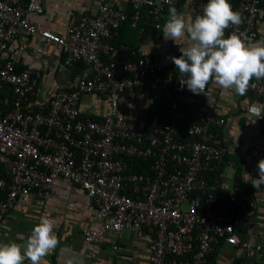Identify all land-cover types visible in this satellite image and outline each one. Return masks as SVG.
I'll return each mask as SVG.
<instances>
[{
	"label": "built area",
	"instance_id": "2783aa9c",
	"mask_svg": "<svg viewBox=\"0 0 264 264\" xmlns=\"http://www.w3.org/2000/svg\"><path fill=\"white\" fill-rule=\"evenodd\" d=\"M130 1L133 26L147 4L160 28L165 7L183 0ZM43 11V0H0V100L10 106L0 114V228L21 196L46 198L63 179L82 189L104 218L98 227H82L87 242L146 230V264H208L222 241L241 250L244 262L264 264V242L253 233L260 199L237 202L236 186L226 185V169L234 165L222 134L226 118L209 108H184L204 94L179 83L171 57L180 50L114 58L113 41L129 18L117 0L69 22L63 35L30 18ZM235 11L243 23L225 36L234 32L245 43L256 42L264 0H239ZM22 31L53 42L67 68L85 65L41 101L33 99L40 70L33 63L19 69L5 56ZM8 86L12 93L3 95ZM249 90L264 99V79L253 78ZM84 95L106 101L102 117L82 111ZM162 112L167 120L151 122L148 115Z\"/></svg>",
	"mask_w": 264,
	"mask_h": 264
},
{
	"label": "crops",
	"instance_id": "0c3cea01",
	"mask_svg": "<svg viewBox=\"0 0 264 264\" xmlns=\"http://www.w3.org/2000/svg\"><path fill=\"white\" fill-rule=\"evenodd\" d=\"M103 1L105 0H43L44 11L41 14H31L30 18L63 35L69 22L76 21L84 13H96ZM205 4L206 0H183L174 7L189 21L197 14H202V6ZM117 5L126 10L129 0H117ZM169 8L162 13L163 25L159 30L143 35L142 30L126 28L122 34L121 47L126 49L130 48L132 43L136 44V50L143 55L166 54L174 49L187 47L190 43L187 38L177 41L176 44L173 40H165L163 37L162 30L169 17ZM257 30L259 35L256 42L264 41V19L258 21ZM5 56L13 58L18 66L25 67L28 63H33L40 70L41 79L33 98L35 101L48 98L75 74L73 69L63 65V56L58 47L39 34L22 31L10 44ZM203 97V109H213L226 118L222 134L229 147V159L234 161V165L226 169V185L235 187L236 177L239 175L248 191L260 199L253 233L256 239L264 242V185L256 189L251 184V178H259L258 161L264 159V118L255 121V117H252L250 120L247 112L250 104L264 106V99L252 96L250 90L245 96H239L234 90H223L211 82ZM80 106L84 113L100 118L107 108V103L97 95H84ZM121 111L124 112L125 109L122 108ZM41 217L54 221V231L59 240L57 247L42 259L41 264L147 262L150 234L146 230H125L121 234L110 232L102 242L85 241L82 227H98L104 218L82 189L63 179L55 181L50 195L46 198L27 195L17 200L15 207L5 216L1 225L0 244H26ZM242 261V251L222 241L216 244L208 264H261L256 258ZM23 264L31 262L25 260Z\"/></svg>",
	"mask_w": 264,
	"mask_h": 264
},
{
	"label": "clouds",
	"instance_id": "9594fccd",
	"mask_svg": "<svg viewBox=\"0 0 264 264\" xmlns=\"http://www.w3.org/2000/svg\"><path fill=\"white\" fill-rule=\"evenodd\" d=\"M165 2L172 4V0ZM202 8V14L186 21L176 7H170L163 26L165 40L176 43L187 38L190 41L187 47L180 48L179 57H171L182 77L179 83L194 95L205 94L211 82L223 90L231 89L236 95L245 96L253 78L264 79V41L245 43L234 32L225 36L230 26L243 23L241 14L233 10L229 0H208ZM247 112L250 120L264 118V106L250 104ZM257 167L259 178H250L252 186L259 189L264 185V159L258 161ZM54 228L53 220L41 217L26 244H0V264H23L25 260L41 264L59 244Z\"/></svg>",
	"mask_w": 264,
	"mask_h": 264
},
{
	"label": "trees",
	"instance_id": "16d2710c",
	"mask_svg": "<svg viewBox=\"0 0 264 264\" xmlns=\"http://www.w3.org/2000/svg\"><path fill=\"white\" fill-rule=\"evenodd\" d=\"M239 0H233L232 8L235 11V7L238 4ZM180 3V2H179ZM177 3V4H179ZM175 4V5H177ZM175 5H167L165 7V9H167L168 7L171 6H175ZM127 12L129 14V18L121 25L120 27V31H119V35L114 39V44L116 46V52L114 54V58L116 59H135L143 54H140L136 48L135 45L136 44H131L130 48H122L121 45L123 43V32L125 31L126 28H133L135 30H142L143 31V35H147L150 32H152L153 30H159L161 29L162 25H163V17L161 20V27L157 28L156 27V22L152 16V14L149 12V6L147 4H143L140 8H139V20L136 26H133L131 24L132 21V15L135 12V8L133 3L129 0V5L127 7ZM264 19V16L261 18ZM63 59V58H62ZM84 63L83 62H77L73 68V70L75 71V73H77L78 71H80L83 67H84ZM19 69L23 68L21 66H18ZM11 88L8 86L6 88V90L2 93L3 95L5 94H11ZM1 94V95H2ZM204 97L202 96L200 101L197 103H192V104H187L186 106H184V108L189 109L190 111H194L197 109H203V101ZM10 108L9 105L4 104L1 100H0V114H4L8 111V109ZM149 119L151 120V122H159L162 120H167L168 119V115L165 114V112L162 113H157V114H150L148 115ZM97 119V117H94ZM230 157V153L227 156V159ZM236 189H235V198L237 202H246L249 203L253 198L254 195L252 192L248 191V189L245 187V185L242 182V178L241 176H237L236 177V183H235ZM5 197V191L3 189L0 188V198Z\"/></svg>",
	"mask_w": 264,
	"mask_h": 264
}]
</instances>
